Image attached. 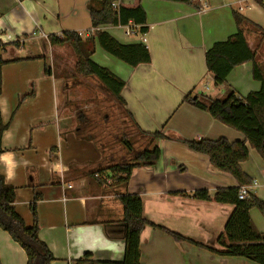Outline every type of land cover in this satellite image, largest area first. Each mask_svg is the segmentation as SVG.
I'll return each mask as SVG.
<instances>
[{
  "label": "crops",
  "instance_id": "obj_1",
  "mask_svg": "<svg viewBox=\"0 0 264 264\" xmlns=\"http://www.w3.org/2000/svg\"><path fill=\"white\" fill-rule=\"evenodd\" d=\"M90 1L97 7L102 2L0 0V39L9 43L2 57L7 61L22 59L3 65L0 95L2 119L9 123L2 136L4 151L0 153V173L16 190V211L26 225L31 226L30 205L35 194H39V237L56 258L52 264H74L86 252H91L96 260L122 262L125 227L119 196L125 193L141 196L147 220L192 241H176L160 228L145 226L141 233L142 264H257L209 249L222 250L217 240L235 207L215 200L196 199L194 192L207 190L212 197L218 189L237 187L238 183L230 174L215 168L208 156L192 151L178 139H244L240 132L221 126L208 112L183 103L188 93L196 94L198 82L209 73L206 52L214 43L226 41L237 32L233 16L237 7H233L231 0H208L205 10L170 1L142 0L148 31L127 34L128 26H136L134 23L95 29L89 14ZM133 1L119 0L118 7ZM243 15L264 30L263 6L252 2ZM119 29L126 37L141 36L126 41L123 35L112 33ZM97 30L106 31L125 44L143 43L151 54L150 63L135 68L103 49L108 56L98 54L97 48L92 56L95 62L108 66L126 82L122 96L125 108L137 125L135 129L164 133L161 129L152 131L149 130L152 126H143L150 111L158 114L163 111L166 116H175L180 111L187 116L186 126H164L168 128L169 135L164 133L168 138L152 142V146L161 149L160 159L152 166L135 168L127 184H116L106 170L125 160L127 154L114 153L107 147L110 142L106 140L105 131L89 132L91 126L80 124L77 115L88 108L79 98L78 88L83 84V76L73 70L69 76L66 70H55L54 52L65 46H52L49 41L50 35L62 38L65 32L89 35ZM259 33L247 31L246 36L250 46L257 50V60L264 74V39L261 40ZM17 40L21 42L20 47L14 44ZM109 56L130 70H124L127 68ZM252 68L251 62L238 66L228 76L226 84L243 97L259 90L261 83L253 78ZM69 78L77 84L75 95L67 94L62 101L52 92L51 84L58 79L68 90ZM205 88L209 89L207 85ZM89 91L87 95L92 97L93 92ZM61 105L68 109L63 116ZM249 149L250 157L241 167L252 180L258 181V176L264 180V164L255 171L249 166L256 151ZM258 182L260 186L252 195L264 201V181ZM255 209L250 210L251 218L264 233V217L258 216ZM0 263L27 264L25 251L2 229Z\"/></svg>",
  "mask_w": 264,
  "mask_h": 264
},
{
  "label": "trees",
  "instance_id": "obj_2",
  "mask_svg": "<svg viewBox=\"0 0 264 264\" xmlns=\"http://www.w3.org/2000/svg\"><path fill=\"white\" fill-rule=\"evenodd\" d=\"M119 0H102L100 6L90 1L89 14L94 28L103 25L125 26L134 23L139 27V32L145 34L148 31L147 15L142 7V0H134L132 3L121 4L118 8L113 3ZM185 4L201 9L199 0H162ZM258 4L264 7L261 1ZM234 20L237 32L226 41H219L212 45L206 52L205 60L209 74L213 78L215 86L225 87L227 90L224 97L212 98L205 95H193L188 93L183 103L203 110L216 121L240 132L244 139L229 141L225 137L216 140L178 138L196 153L208 156L211 164L220 171L230 174L237 181V187L220 188L211 197L207 190H197L194 197L199 200H215L218 203L231 204L235 207L225 225L224 232L220 235L217 243L220 251L209 248L213 252L224 256L243 257L257 264H264V233L260 232L254 224L250 210L256 208L264 217V201L252 195L247 199H239V187L243 184H251L252 179L244 172L241 163L250 157V149H255L264 161V74L257 60V50L248 42L246 32H260L261 40L264 39V30L246 18L241 12L234 10ZM49 41L52 46H68L75 56V74L83 77H94L107 92L113 95L122 104H126L122 91L126 82L116 75L110 68L101 66L92 58L97 46L106 53L116 57L130 67H138L151 62V54L143 43L125 44L115 36L97 30L83 38L77 32H65L63 37L50 35ZM18 47L19 40L15 41ZM9 43L0 39V95L2 94V67L3 65L20 61L22 59L4 60L2 51ZM253 64V78L261 83L259 90L249 92L245 97L239 95L235 89L226 84L231 72L244 63ZM83 111L78 113L80 124L86 125L87 116ZM9 123H4L0 110V153L2 136L8 129ZM141 133L153 142L167 139L168 136L160 131L154 133ZM131 159L123 160L110 165L106 170L111 175V180L116 184H127L135 168L152 166L161 157V149L153 146L150 149H136L126 139ZM16 190L6 183L0 173V229L7 232L11 239L17 243L26 253L27 264H52L56 258L48 245L39 237V222L37 203L39 194H35L30 205L33 223L26 225L23 217L16 211L14 202ZM119 200L123 206V224L125 227V252L122 262L100 261L93 257L91 252H86L83 257L77 259L74 264H142L141 257V233L145 226L157 227L164 230L176 241H189L180 234L171 230L156 226L143 215L144 204L138 194H121ZM201 245V244H197ZM1 264V263H0Z\"/></svg>",
  "mask_w": 264,
  "mask_h": 264
},
{
  "label": "rangeland",
  "instance_id": "obj_3",
  "mask_svg": "<svg viewBox=\"0 0 264 264\" xmlns=\"http://www.w3.org/2000/svg\"><path fill=\"white\" fill-rule=\"evenodd\" d=\"M233 3V7L236 8L240 5V2L237 0H231ZM245 7V12L242 14H246L248 10V5L250 2H245L243 1L241 3ZM205 31L207 30V24L205 23L204 25ZM209 31V28H208ZM112 33L115 35H123V30H113ZM124 36V35H123ZM141 35L139 36H132V37H126L124 36V40L130 41L134 39H138ZM264 44V42H263ZM61 50V52H60ZM59 51L54 52V59H55V70L57 72H62V70H66L67 73L66 75L69 76L72 72L74 71V62H75V56L74 53L72 52L71 48L68 46H65L64 48L60 49ZM98 54H105L108 56L104 51L98 46L97 47ZM60 53V55L58 54ZM58 56L60 57L58 59ZM110 57V56H109ZM98 59V56L96 57ZM114 60V62H118V64H121L124 66V70H130V68L125 65L124 63L117 61L116 58L110 57ZM57 59L61 61V63L57 62ZM47 62L49 63V58H47ZM120 62V63H119ZM108 67V66H107ZM110 67H114L113 65H110ZM68 68V69H67ZM120 75H125L120 72ZM82 77V76H81ZM83 79V84L81 88H78V90L81 92L79 94V98L81 99L82 105H87L88 108L84 109L85 116H87V125L84 126H91V128L88 129L89 132L94 131L99 133H103L104 131L106 132V140H108L109 145L107 146L109 149L112 150L114 153H122L125 152L127 154L126 159L129 161L131 157H129L130 153L128 151L127 145L125 143V139L132 145H136L138 148H147L150 149L152 148V140L150 138H147V140L141 136H144L143 134H140L141 131L138 129H135L134 126H137L134 123V118L132 114L128 112V110L125 108V105L122 104L120 101H118L113 95H111L109 92H107L101 85L98 83L97 79L94 77H82ZM69 82V89L66 90L64 88V84L60 82L58 79L54 81V83L51 84V90L55 95H59L62 98L65 95H71L70 97H73L75 95L74 89H76L77 84L74 83L75 81L71 80L70 78L68 79ZM206 85L209 87V89H206ZM92 90L93 94L92 97L87 95L89 90ZM83 92V93H82ZM227 90L223 87L215 86L213 79H211V75L205 74L202 79L198 82L197 87L195 89V95H205L208 97L212 98H217V97H224L226 95ZM87 99H92L91 102L87 101ZM64 105V104H63ZM63 105H61V116L63 114H66V111L68 109L63 108ZM158 117V118H157ZM186 119L187 116H184L183 113H180V111L174 116L172 114H169L166 116L164 115L163 111H161L159 114L154 111H150L149 115L146 116V120L143 123V126H152V129L149 130H155V129H161L163 130L164 133L168 134V131H166L168 128L164 126H186ZM139 124V123H138ZM221 126H226L222 123L219 122ZM62 126V124H61ZM163 126V127H162ZM189 126V125H187ZM228 130H231L234 132L233 129L230 127L226 126ZM175 129H173L172 133H174ZM145 139V140H141ZM117 140V141H116ZM120 148H123L120 150ZM122 151V152H120ZM165 152V150H164ZM168 152V149H167ZM263 161L259 154L254 151V155L252 159L249 161V166H252L251 170L255 171L258 169V166L263 165ZM246 166V165H245ZM258 181H264L261 176H258ZM261 189V188H260ZM258 189V190H260ZM263 192V191H262ZM263 198L264 194L262 193ZM254 212L258 215L261 216L260 211L258 209H255Z\"/></svg>",
  "mask_w": 264,
  "mask_h": 264
},
{
  "label": "built area",
  "instance_id": "obj_4",
  "mask_svg": "<svg viewBox=\"0 0 264 264\" xmlns=\"http://www.w3.org/2000/svg\"><path fill=\"white\" fill-rule=\"evenodd\" d=\"M243 1L245 2H256L258 3V1H261L263 4H264V0H238V2H240V5L237 7V11L239 12H242L245 7L241 4ZM200 4H201V9L200 10H205L207 9L208 7V0H199ZM113 6L115 8H118V3H113ZM250 6V4L248 5ZM97 29V28H95ZM138 32V27L137 26H134V25H129L128 26V31H127V34H131V33H137ZM80 36L82 37H88L89 35L86 34L85 32L82 33L80 32L79 33ZM43 36L45 38H47L48 36L47 35H44ZM144 41L146 40L145 38L143 39ZM96 176H99L98 174H96ZM260 186V183L257 181V180H253L251 184H243L239 187V191H238V198L243 200V199H247L249 197L252 196V194L255 192V190Z\"/></svg>",
  "mask_w": 264,
  "mask_h": 264
}]
</instances>
